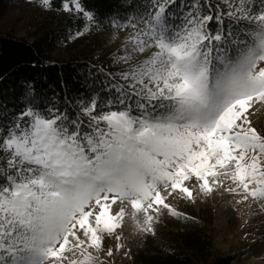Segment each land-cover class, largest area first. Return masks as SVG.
Returning <instances> with one entry per match:
<instances>
[{
  "label": "snow or ice",
  "instance_id": "obj_1",
  "mask_svg": "<svg viewBox=\"0 0 264 264\" xmlns=\"http://www.w3.org/2000/svg\"><path fill=\"white\" fill-rule=\"evenodd\" d=\"M126 3L91 84L0 105V264H106L126 221L154 236L163 213L188 219L170 199L264 201V0ZM60 10L84 21L68 40L103 26L84 0Z\"/></svg>",
  "mask_w": 264,
  "mask_h": 264
},
{
  "label": "trees",
  "instance_id": "obj_2",
  "mask_svg": "<svg viewBox=\"0 0 264 264\" xmlns=\"http://www.w3.org/2000/svg\"><path fill=\"white\" fill-rule=\"evenodd\" d=\"M84 2L103 26L75 40L66 38L82 28L84 21L60 10L61 0H52L50 10L37 12L28 23L33 28L30 34L0 23V105L18 111L29 100L62 103L65 92L75 95L85 81L91 84L99 75L97 68L107 66L116 49L110 46L115 30L107 22L118 13L125 14L126 0ZM22 5L40 6L39 0H0V18ZM43 11L47 14L40 17ZM30 90L33 96L28 95ZM183 214L188 219L169 215L161 220L156 234L146 235L123 264H240L241 253L216 252L214 220L208 212Z\"/></svg>",
  "mask_w": 264,
  "mask_h": 264
},
{
  "label": "rangeland",
  "instance_id": "obj_3",
  "mask_svg": "<svg viewBox=\"0 0 264 264\" xmlns=\"http://www.w3.org/2000/svg\"><path fill=\"white\" fill-rule=\"evenodd\" d=\"M44 9L38 6L22 5L15 10H10L1 14L0 23L14 26L21 34H30L33 30L28 23L37 17V12ZM45 11L42 16H46ZM116 35L115 31L112 37ZM123 33L118 34V38L110 39V46L117 48L123 40ZM255 126L264 128V108L260 109L252 117ZM240 197L225 192L223 189L216 191L208 196H201L195 203L187 200L170 199L181 213L208 212L214 222L212 232L214 237L215 249L218 254L238 252L241 253L240 264H264V201L249 199L246 202L237 203ZM169 216L167 212L160 218L165 220ZM158 222V224H159ZM156 224V227L158 226ZM125 247L120 251H115L116 241L114 238H105V250L113 248L112 257L102 255L106 264H123L129 259L131 251L142 243L146 235L138 234L135 231L131 220L126 221L123 229ZM127 253V255H125Z\"/></svg>",
  "mask_w": 264,
  "mask_h": 264
}]
</instances>
